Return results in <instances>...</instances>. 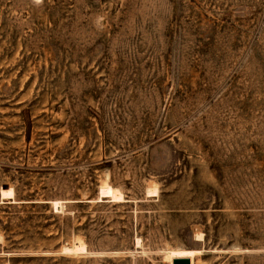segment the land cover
<instances>
[{"label": "rangeland", "instance_id": "rangeland-1", "mask_svg": "<svg viewBox=\"0 0 264 264\" xmlns=\"http://www.w3.org/2000/svg\"><path fill=\"white\" fill-rule=\"evenodd\" d=\"M170 249L264 264V0H0V264Z\"/></svg>", "mask_w": 264, "mask_h": 264}, {"label": "bare ground", "instance_id": "bare-ground-1", "mask_svg": "<svg viewBox=\"0 0 264 264\" xmlns=\"http://www.w3.org/2000/svg\"><path fill=\"white\" fill-rule=\"evenodd\" d=\"M100 191H101V194H100L101 196L110 197V198H112V200H113V198H115L117 200V198L120 196V195L118 196L117 191L110 186L101 187ZM3 192L8 194L10 197H13V195H14V192L12 189H9L8 191H3ZM53 204H54V207L56 208L58 203L54 202ZM77 249H79V250L84 249V247H83V245H79V248H77ZM65 250H67V249H65ZM198 254H199V251H197V250L170 249L167 252V262H168V264H172V262L175 258H188L190 260V264H194L193 263L194 257L197 256Z\"/></svg>", "mask_w": 264, "mask_h": 264}, {"label": "water", "instance_id": "water-1", "mask_svg": "<svg viewBox=\"0 0 264 264\" xmlns=\"http://www.w3.org/2000/svg\"><path fill=\"white\" fill-rule=\"evenodd\" d=\"M172 264H190V260L188 258H175Z\"/></svg>", "mask_w": 264, "mask_h": 264}]
</instances>
